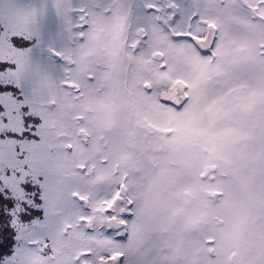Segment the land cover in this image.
Wrapping results in <instances>:
<instances>
[{
	"label": "snow or ice",
	"instance_id": "obj_1",
	"mask_svg": "<svg viewBox=\"0 0 264 264\" xmlns=\"http://www.w3.org/2000/svg\"><path fill=\"white\" fill-rule=\"evenodd\" d=\"M0 264H264V0H0Z\"/></svg>",
	"mask_w": 264,
	"mask_h": 264
}]
</instances>
